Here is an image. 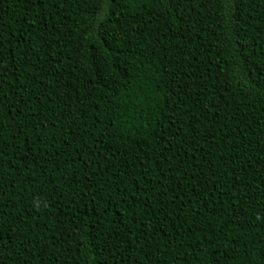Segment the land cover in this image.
Here are the masks:
<instances>
[{
    "label": "trees",
    "instance_id": "1",
    "mask_svg": "<svg viewBox=\"0 0 264 264\" xmlns=\"http://www.w3.org/2000/svg\"><path fill=\"white\" fill-rule=\"evenodd\" d=\"M0 264H264V0H0Z\"/></svg>",
    "mask_w": 264,
    "mask_h": 264
}]
</instances>
